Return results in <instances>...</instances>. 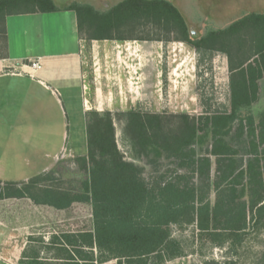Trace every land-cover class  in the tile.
Returning a JSON list of instances; mask_svg holds the SVG:
<instances>
[{"label":"trees","instance_id":"1","mask_svg":"<svg viewBox=\"0 0 264 264\" xmlns=\"http://www.w3.org/2000/svg\"><path fill=\"white\" fill-rule=\"evenodd\" d=\"M65 8L74 11L78 34L86 42L179 41L201 60L223 52L229 106L198 116L135 108L116 112L132 156L151 168L149 179L144 166L126 160L118 148L114 115L87 111L86 153L74 158L84 173L79 190L62 187L55 169L27 181H0V199L28 198L60 210L73 203L90 206V229L52 235L45 246L63 256L62 262L28 263L95 264L113 259L116 264H164L183 255L170 225L193 223L235 255L248 229L264 225V109L256 115L251 110L264 77V14L250 12L196 37L170 0H122L105 11L78 2ZM58 9L53 0H0V39L6 38V16ZM137 27L142 29L135 34ZM206 140L200 153L196 145ZM163 162L171 167L165 164L163 169Z\"/></svg>","mask_w":264,"mask_h":264},{"label":"crops","instance_id":"2","mask_svg":"<svg viewBox=\"0 0 264 264\" xmlns=\"http://www.w3.org/2000/svg\"><path fill=\"white\" fill-rule=\"evenodd\" d=\"M2 26L1 182L27 181L54 169L60 157L84 155L74 146L79 135L83 138L87 111H127L137 97L160 90L162 74H150L144 41L86 42L73 10L8 15ZM34 61L39 68L31 66ZM64 140L70 142L67 150ZM68 209L28 198L0 199V264L62 262L63 256L46 252L45 246L47 237L84 230L64 227ZM38 234L40 241L34 239ZM112 260L95 264H116Z\"/></svg>","mask_w":264,"mask_h":264},{"label":"rangeland","instance_id":"3","mask_svg":"<svg viewBox=\"0 0 264 264\" xmlns=\"http://www.w3.org/2000/svg\"><path fill=\"white\" fill-rule=\"evenodd\" d=\"M122 0H53L58 8H64L72 2L87 3L97 10L105 11ZM183 15L192 35L200 37L210 30L222 29L250 12L264 14V0H170ZM142 28L132 30L135 34ZM123 32H130L128 27ZM1 41V39H0ZM148 48L150 74H162L160 90L150 91L148 95H141L135 99V106L131 108L142 111L179 114L186 113L198 116L203 111L222 110L229 106V86L227 57L221 51H214L202 60L199 54L189 45L179 41H144ZM0 53L2 51L0 50ZM156 76V75H155ZM155 78V77H154ZM156 82V80L154 81ZM260 91L258 100L252 105L253 114L264 109V77L259 80ZM155 88V87H154ZM130 100V99H128ZM138 100V101H137ZM117 112V111H116ZM114 115L115 138L117 146L126 160L144 166V176H152L151 168L132 156L128 139L124 134L122 118ZM73 130L69 127L68 132ZM80 131V129H79ZM74 149L77 153H86V130L83 138L79 135ZM196 145L202 153L207 145ZM70 142L63 141L62 148L67 150ZM63 152V151H61ZM76 156H64L54 164L60 178V185L65 188L80 189L84 173L74 162ZM163 162L162 168H166ZM167 167L171 165L167 164ZM214 195H210L213 202ZM68 217L69 230L90 229L92 226L91 209L88 204L70 207L65 214ZM79 219V221L77 220ZM78 222V224L74 222ZM53 227V226H52ZM171 236L182 248L183 255L164 264H204L213 261L215 264H264V225L258 229H248L242 244L236 249L235 255L227 252L226 245L219 246L211 241L205 233H201L193 224H171ZM40 235L34 237L40 241ZM51 237H47L50 240ZM40 246V245H38ZM56 254L53 249L45 250ZM111 262H115L112 260ZM226 262V263H223Z\"/></svg>","mask_w":264,"mask_h":264},{"label":"built area","instance_id":"4","mask_svg":"<svg viewBox=\"0 0 264 264\" xmlns=\"http://www.w3.org/2000/svg\"><path fill=\"white\" fill-rule=\"evenodd\" d=\"M31 66H32L33 68H35V69H37V68L40 67L37 61L32 62V63H31Z\"/></svg>","mask_w":264,"mask_h":264}]
</instances>
